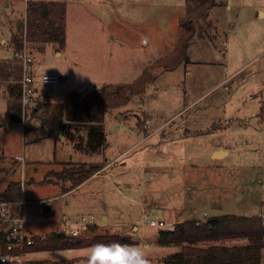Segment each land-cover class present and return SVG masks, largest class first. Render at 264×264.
Here are the masks:
<instances>
[{"label": "rangeland", "instance_id": "obj_1", "mask_svg": "<svg viewBox=\"0 0 264 264\" xmlns=\"http://www.w3.org/2000/svg\"><path fill=\"white\" fill-rule=\"evenodd\" d=\"M55 1L62 2L48 7L58 5L67 12L63 44L48 40L47 21L40 19L41 25L33 29L34 0H0V193L11 182L21 186L17 211L26 219L27 233L44 240L62 229L66 219L87 216L96 224L90 237L121 235L128 239L126 244L139 246L150 264H166L182 245L161 244L163 229L143 224L144 207L151 206L148 213L172 226L225 215H259L264 220V18L258 15L264 0H232L230 10L228 0H221L213 19L197 28L188 61L172 70L159 67L158 61L175 50L184 33L180 20L196 2ZM19 31L36 58L34 74H55L61 80L41 90L34 107L63 103L74 91L87 94L105 85L132 83L146 70L155 77L144 93L130 95L126 106L108 108L104 156L87 155L71 141L51 137L42 124L43 107L36 116L33 107L23 113L24 127L22 121L1 122L11 103L8 88L19 81L20 65L13 58L18 48L12 42ZM216 52H227L226 63ZM162 124L163 130L155 133ZM82 126L87 130L89 124ZM148 132L155 135L146 139ZM214 148L229 155L214 160ZM104 157L117 159L107 174L66 197L61 195L64 182L55 174L46 177L48 172L61 174L94 163L95 158L105 164ZM140 175L147 177L145 182L137 183ZM143 193L145 202L130 198ZM46 206L51 207L48 215ZM104 213L123 227L105 225ZM243 244L247 240L240 238L197 245L205 249ZM89 248L23 252L10 264H87Z\"/></svg>", "mask_w": 264, "mask_h": 264}, {"label": "trees", "instance_id": "obj_2", "mask_svg": "<svg viewBox=\"0 0 264 264\" xmlns=\"http://www.w3.org/2000/svg\"><path fill=\"white\" fill-rule=\"evenodd\" d=\"M188 3L196 2L197 5L190 9L180 20L184 29L175 50L158 61L159 67L164 69H176L188 61V49L190 42L196 35L199 25L206 21L209 12L216 6V0H187ZM37 6L32 9V6ZM50 5V4H49ZM49 8L46 3H32L30 16L34 17L37 28L41 20L47 21V26L51 28L49 41H58L63 44L62 31L66 21V12H61V7ZM51 16L56 18L51 20ZM62 23V25H60ZM46 25V23H42ZM59 25V26H57ZM61 26V27H60ZM27 24V33H28ZM31 31V27L30 30ZM20 32V33H19ZM14 34L13 44L18 50L23 49L25 43L21 31ZM32 38L36 36L31 33ZM19 80L21 79V68H19ZM146 70L138 79L132 83L119 84L115 87L105 85L103 88H94L93 92L87 94L74 91L68 95L67 101L51 104H37L33 107L31 114L36 116L44 108L42 124L49 128V134L55 140H59L60 135L74 144L76 150L87 155L100 154L107 144V135L104 129V121L108 108H119L126 106L130 102V95H139L145 92L146 85L155 81V77ZM11 103L7 105V112L1 122H21L24 112L20 103L21 85H10L8 88ZM89 124L88 129L85 130ZM85 131H84V130ZM85 133V137L81 134ZM99 164L80 165L65 169L61 174L48 172L49 175H56L59 182H64L63 191L69 192L90 179L94 174L102 169ZM21 186L16 182H11L6 190L0 193V200L20 202L21 195L18 192ZM95 230V229H93ZM246 239L247 244L243 245H211L205 249L197 244L208 241L222 239ZM128 239L121 235H92L89 239L80 237H67L60 234H52L47 239L39 236L35 237L32 244H25L22 248L8 250L4 243H0V253H12L20 255L23 252L72 250L90 247L96 243L108 244L120 242L126 244ZM161 244L182 245V250L171 254L166 264H262V252L264 249V220L262 216H218L209 218L205 222L198 220H186L177 223L172 230L163 229L159 233Z\"/></svg>", "mask_w": 264, "mask_h": 264}, {"label": "built area", "instance_id": "obj_3", "mask_svg": "<svg viewBox=\"0 0 264 264\" xmlns=\"http://www.w3.org/2000/svg\"><path fill=\"white\" fill-rule=\"evenodd\" d=\"M13 58L18 62L21 68V79L18 83L21 85V98L24 114L28 108L36 105L41 90L56 85L61 82L60 77L55 74H44L42 77H37L34 74L35 57L28 49L27 45L21 50H16ZM155 93V92H154ZM25 120V116H24ZM23 127L25 122L22 121ZM151 127V123H148ZM19 160L24 161L23 156H18ZM24 203V202H23ZM22 202H12L0 200V243H4L8 250L22 248L25 244H32L35 237L40 235L28 234L26 231V219L23 218L17 211ZM91 219H95L90 215ZM143 224L161 229L172 230L174 226L164 222L158 221L152 217L148 212H143ZM96 224L89 221L87 216H82L78 221L70 218L66 219L62 229L56 234L67 237H90L91 232ZM18 261V255L12 253H0V264H10Z\"/></svg>", "mask_w": 264, "mask_h": 264}, {"label": "crops", "instance_id": "obj_4", "mask_svg": "<svg viewBox=\"0 0 264 264\" xmlns=\"http://www.w3.org/2000/svg\"><path fill=\"white\" fill-rule=\"evenodd\" d=\"M85 1V0H84ZM220 1L221 0H216V6L209 12V16H208V19H207V21L208 22H210V20H212L213 18H212V16H214L213 14L214 13H217L218 12V9L221 7V4H220ZM56 2H58V3H60V2H62V1H55V0H47V1H41V0H34V2L33 3H46V4H52V3H56ZM7 6H9V4L7 5ZM232 0H228V5H227V9L228 10H230L232 7ZM259 13H261V16H262V14H263V18H264V10H262V9H260L259 11H258V15H259ZM66 23H67V12H66ZM216 28V27H215ZM218 31V30H217ZM13 42V41H12ZM144 42H146V41H144ZM222 43L224 44V45H226V41L224 40V39H222ZM191 47V45L189 46V48ZM216 48V51L217 50H219V48L216 46L215 47ZM189 50L190 49H188V56H189ZM58 54H61L59 51L57 52V55ZM216 57H217V59H219V60H225V63H226V58H227V52L224 54V55H222V54H218V52H216ZM189 58H190V56H189ZM6 112H7V110H6ZM6 112H5V114H6ZM262 114H264V109H262V113H261V116H262ZM150 123V122H149ZM165 127V126H164ZM163 124L160 126V127H158L154 132L155 133H159L160 131H162L163 130ZM105 129V128H104ZM198 132V131H197ZM155 133H150V132H148V135H145V138L146 139H149L151 136H154L155 135ZM134 134H136V135H138L136 132H134ZM163 134V133H162ZM190 135V134H189ZM163 136V138L161 139V142H165L166 141V139H165V133L162 135ZM60 137H61V141H63L64 140V138L66 139V136H64V135H60ZM64 141H69L68 139H66V140H64ZM107 141H108V136H107ZM136 144H134V146H135ZM109 146V145H108ZM106 150V149H105ZM104 152L105 151H103L102 153H100V154H95L96 156H101V155H103L104 156ZM220 152H222L223 153V156H221V157H216V153H220ZM210 155H212V157H213V159L214 160H224V159H226V157L229 155V151H227V150H225V149H221V148H214L212 151H211V154ZM96 159V161L94 162V163H90V164H103L102 162H100V160L98 159V158H95ZM105 161H108L107 163H105V164H103V167H102V169L100 170V171H98L96 174H94L90 179H88L87 181H85L84 183H82L80 186H78V187H76V188H74V189H72L71 191H69V192H64L63 191V193L61 194V195H63V196H65L66 197V195H70V194H73L75 191H78L81 187H83L84 185H86V184H88L90 181H92V180H94V179H99L100 177H103V176H105L106 174H107V170L109 169V167H110V165H112V164H114L115 162H116V158H114L113 160H111V161H109V158L107 157V158H103ZM160 159V158H159ZM161 160V159H160ZM86 165H88V164H86ZM111 177H112V175H111ZM149 178H153V174H151V175H149ZM146 179H147V177L146 176H143V175H140L139 176V178H138V180H137V183L139 182V183H141V182H145L146 181ZM58 182V181H57ZM60 183V182H59ZM128 184V182H124V185H127ZM63 185V187H64V184H62ZM61 185V186H62ZM128 197H130V196H128ZM130 198H132V199H140V200H142V202H143V200H144V202H145V193H143V194H141L139 197H130ZM151 208V206H147L146 208L144 207V210H143V212L145 211V212H148V210ZM51 212V211H50ZM150 214V213H149ZM153 217V216H152ZM154 218V217H153ZM101 220H103L104 221V224L105 225H108V226H111V225H114V226H117V227H123V224L121 223V222H116V223H111L110 222V217H109V215L108 214H103L102 215V217H101ZM162 221H164V219H161ZM98 223V222H97ZM128 223V225H134V224H136L135 222H133V221H129V222H127ZM138 224V223H137ZM136 226V225H135ZM137 228H139V226H136ZM140 229V228H139ZM161 231V230H160ZM111 235V234H110ZM123 237V236H122Z\"/></svg>", "mask_w": 264, "mask_h": 264}, {"label": "clouds", "instance_id": "obj_5", "mask_svg": "<svg viewBox=\"0 0 264 264\" xmlns=\"http://www.w3.org/2000/svg\"><path fill=\"white\" fill-rule=\"evenodd\" d=\"M87 264H150V260L139 246L111 242L90 246Z\"/></svg>", "mask_w": 264, "mask_h": 264}, {"label": "water", "instance_id": "obj_6", "mask_svg": "<svg viewBox=\"0 0 264 264\" xmlns=\"http://www.w3.org/2000/svg\"><path fill=\"white\" fill-rule=\"evenodd\" d=\"M220 153H222V152H220ZM219 157H220V156H219ZM50 211H51V207H50V206H46V207L44 208V214H45V215L50 214Z\"/></svg>", "mask_w": 264, "mask_h": 264}, {"label": "bare ground", "instance_id": "obj_7", "mask_svg": "<svg viewBox=\"0 0 264 264\" xmlns=\"http://www.w3.org/2000/svg\"><path fill=\"white\" fill-rule=\"evenodd\" d=\"M144 43H145V42H144ZM215 155L221 157V156L223 155V153H216Z\"/></svg>", "mask_w": 264, "mask_h": 264}]
</instances>
